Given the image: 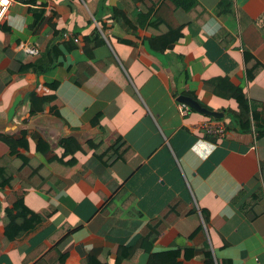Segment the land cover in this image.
<instances>
[{"label":"crops","instance_id":"1","mask_svg":"<svg viewBox=\"0 0 264 264\" xmlns=\"http://www.w3.org/2000/svg\"><path fill=\"white\" fill-rule=\"evenodd\" d=\"M197 2L201 22L165 0H12L0 23V157L43 166L40 182L20 172L32 184L21 203L44 220L8 238L16 204L0 189V264L92 253L174 264L171 249L193 252L180 264H206L192 250L205 248L215 264H264V0ZM157 217L152 240L144 228Z\"/></svg>","mask_w":264,"mask_h":264},{"label":"trees","instance_id":"2","mask_svg":"<svg viewBox=\"0 0 264 264\" xmlns=\"http://www.w3.org/2000/svg\"><path fill=\"white\" fill-rule=\"evenodd\" d=\"M25 1V0H24ZM26 1H32V0H26ZM166 4L171 5V7H182L184 10H186L191 16L194 17V19L199 22L202 21L203 17L206 15V11H204L203 8L200 7L197 0H165ZM151 13L156 16V19L159 17L157 16V10L152 9ZM171 30V28L168 29V31ZM173 30V29H172ZM261 69V65L258 64V71ZM257 125V123H256ZM258 132H264V125H261L259 123L258 119ZM5 140H7L5 138ZM25 167H29V173L27 174L26 179L27 180H33L40 182L43 177L46 175L44 172L43 166L38 165L35 166L32 164L31 160L24 159L20 157L17 154H11L10 152L2 157H0V189H6L7 192V203L8 204H16V215H14L12 218H8L4 215L3 221L6 228V236L8 238H16L26 232H29L35 227L40 224L44 220V217L40 213H36L34 211H31L27 206L23 203H21L22 196L25 194V188H28L32 186V184H29L25 182V175L22 176V173L20 172L22 169H25ZM42 170V171H41ZM44 170V171H43ZM260 173H261V181H262V187L258 186V202L264 195V164H261L260 167ZM22 180V189L19 188L17 190H11L13 185L16 183L17 180ZM24 180V182H23ZM44 185V184H43ZM9 188L10 190H8ZM239 196V195H238ZM174 202L168 204L166 206V209L168 211L165 214H161L162 217L171 218L169 217L170 211L173 210ZM165 209V210H166ZM204 219H207V212H202ZM165 228V224L161 217H157V219L151 221L148 223V226H146L145 230H150L151 234L148 235L149 238L154 240V238L159 235V233L162 232V230ZM201 228L196 229L191 235H194V233H197ZM151 241V240H150ZM195 252L196 251H203L205 253V262L206 264H215L214 258L211 254V252L208 249H192ZM190 250L184 249H171L168 250L167 253L170 256H173L176 258V261L174 264H180L181 259H178L182 254L183 259L189 258L193 252ZM128 254L127 250L124 251L117 259L116 261L119 262L124 256ZM65 254H60L58 256V263L62 264L64 260ZM47 264H54L51 263L49 260L45 259ZM84 264H108L107 262H102L97 258L95 253L90 254L89 259Z\"/></svg>","mask_w":264,"mask_h":264},{"label":"water","instance_id":"3","mask_svg":"<svg viewBox=\"0 0 264 264\" xmlns=\"http://www.w3.org/2000/svg\"><path fill=\"white\" fill-rule=\"evenodd\" d=\"M177 100L181 102L182 104L193 108L199 113L206 114L209 116H214V117H221L223 116L222 112L218 111H212L204 106H202L198 101H196L194 98L186 95H180L177 97Z\"/></svg>","mask_w":264,"mask_h":264},{"label":"built area","instance_id":"4","mask_svg":"<svg viewBox=\"0 0 264 264\" xmlns=\"http://www.w3.org/2000/svg\"><path fill=\"white\" fill-rule=\"evenodd\" d=\"M11 3H12V0H9L7 5H0V23H2L4 21L5 16H6L7 12H8V9H9ZM74 41L75 42L79 41V38L75 37ZM25 49L29 53L34 54V55L37 54L38 51H39L38 48L36 46H33V45H28V46L25 47Z\"/></svg>","mask_w":264,"mask_h":264},{"label":"clouds","instance_id":"5","mask_svg":"<svg viewBox=\"0 0 264 264\" xmlns=\"http://www.w3.org/2000/svg\"><path fill=\"white\" fill-rule=\"evenodd\" d=\"M9 0H0V5H7Z\"/></svg>","mask_w":264,"mask_h":264}]
</instances>
